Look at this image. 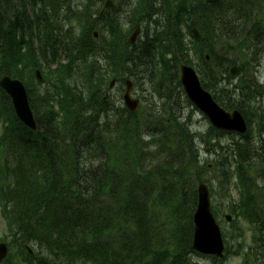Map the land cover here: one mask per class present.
<instances>
[{
    "label": "trees",
    "instance_id": "obj_1",
    "mask_svg": "<svg viewBox=\"0 0 264 264\" xmlns=\"http://www.w3.org/2000/svg\"><path fill=\"white\" fill-rule=\"evenodd\" d=\"M105 1L0 0V77L9 75L36 84L35 72L42 68L39 53L43 55L44 38L47 53L58 57L59 50L64 49L72 59L71 66H60L51 78L62 80L65 75L82 86L80 90L75 88L71 99L68 97L59 103V113H55L50 105L49 93L48 104L44 103V106L43 91L37 87L31 89V94L35 93L32 105L37 132L18 121L10 100L0 90V116L9 118L7 135L0 143V159L8 152L16 153L15 169L21 174L20 178L26 177L30 164H34L32 168L35 170L37 167L42 169L40 184L16 191L12 196L15 198L13 204L22 210L26 203L30 212L43 205V230H49L44 222L46 211V218L49 216L52 225L60 229L57 241L64 258L81 261L86 242L93 241L92 258L98 264H138L136 254L141 264H185L192 251L197 183L204 180L197 154L187 142L190 158L174 159L180 150L178 146H174L178 147L174 151L170 148L173 146L171 133L174 127L167 120L158 127L160 117L156 112L132 114L121 106L114 111L112 103L98 94L97 87L103 84V74L92 65L98 59L97 53H102L108 69L110 64L113 67L114 75L125 72L134 76L137 82L148 87H162L168 93L175 86L181 87L178 66L182 63L191 65L193 61L189 53L193 51L204 87L214 91L215 99L224 107H230V94L219 90L221 83L215 65L226 66L224 74L227 75L229 68L241 59L244 61L242 71L250 84L239 89L243 104L238 109L246 115L250 127L252 122H256L263 130L264 117L252 108L259 88L248 76L253 60L247 56L256 52L262 43L255 40L261 22H252L250 12L264 11V0H136L135 3L132 0H113L117 5L116 11L123 8V12L120 15L116 11L109 12L110 16L96 20ZM254 3L257 4L254 6ZM29 6L32 16L27 9ZM154 16L157 18L154 22L156 29L154 35H150L146 25ZM100 20H105L111 38L98 42L93 32ZM74 22L82 27L79 37L69 28ZM144 24L145 40L131 46L124 29ZM183 27L190 35L194 27L201 33L200 39L191 35V49L184 43ZM35 35H38L39 48L33 46ZM229 55L236 56V59ZM76 65L81 72H72ZM96 69L99 71L93 78ZM80 74L83 78L75 79ZM51 78L46 77L45 80L51 81ZM62 83L57 88L66 90L68 87ZM164 97L168 104L174 100V94ZM223 100L230 104L226 105ZM177 127L186 138V130L180 124ZM146 135L159 138L151 144L158 147L159 152L165 151L163 155H169L164 160L169 162H166L167 170H158L157 163L152 164L154 168L151 170L152 166L142 169L143 157L134 160L125 152L128 141L139 144ZM250 136L251 131L248 140ZM251 146L252 141L245 146H237L240 160L238 179L243 183L248 202L264 197V165H254V162L246 160L251 157L256 160L253 154L257 150ZM140 149L143 152L147 148ZM97 157L104 163V170L90 182L91 188L81 190L83 167ZM224 169L226 166L223 164L220 168L222 177L228 181ZM126 171L129 177L124 180ZM251 172H256L257 178L261 179V187L255 183ZM166 175L173 177L174 182L166 184L163 179ZM58 206L61 213L60 217L55 216V223L51 211ZM249 209L242 205L240 215L248 217L252 223L261 222L257 209ZM32 214L28 216L37 217ZM85 230L92 232L90 239L79 232L85 233ZM168 231L172 237L169 241L172 240L173 244H169L166 238L159 239Z\"/></svg>",
    "mask_w": 264,
    "mask_h": 264
},
{
    "label": "rangeland",
    "instance_id": "obj_2",
    "mask_svg": "<svg viewBox=\"0 0 264 264\" xmlns=\"http://www.w3.org/2000/svg\"><path fill=\"white\" fill-rule=\"evenodd\" d=\"M259 13H263V16L257 15V18L264 20V11H260ZM126 29H128V28H126ZM103 34L106 35L105 32ZM223 53H225V50H223ZM237 57H240V56L238 55ZM230 58H234V57L230 56ZM258 58H260L259 62H257V64L255 66H253L254 65V61H253L251 68L248 70V76H250L252 78L256 77L258 79L259 83L261 84V91H260V94L258 95V105L257 106L264 109V53L259 55ZM239 62H240L239 63L240 65L243 64L242 60H240ZM215 68L218 70V78H219V81L221 83L219 85V90L223 89L227 93H229L230 95L233 96V98H234L233 105L241 104L240 100H242V96L240 95L239 86H238V78L240 76H238V77H231L230 76L231 78L229 76H226L224 73L226 72L227 67L226 66H220V64L215 65ZM194 69L196 70V72H198L196 67H194ZM81 76H82V74H80L76 79H81ZM246 77H247V75H243L241 77L240 81L244 80ZM199 79H200V76H199ZM230 82H231V84H230ZM68 83L70 84L71 87L75 86L74 80L70 81ZM179 91H180V89H178V88L175 91V94H174L175 100H178V92ZM84 92L87 93L86 91H84ZM107 94L111 95L113 97V99L120 98L119 97L120 91L118 88H115L114 90L109 91V93H107ZM211 94H213V93H211ZM136 96H139V95H136ZM181 100L184 102V103H182L181 114L183 115V123L185 122L187 125L185 128L188 130L187 137L184 138L182 131L180 129H178L176 127V125H173L175 128L173 129V132L171 133V136H172L171 139L172 138L174 140L177 139V141H178L179 139L183 138L191 146L193 145L194 152L197 154V158L199 159V166H201V167L205 166L206 162L209 165L211 163L216 164L217 159L214 158L213 156H210L211 154L208 153L209 151H212L211 149H209V148H211V146H209L207 144L206 145L204 144V146H203L204 141L201 138H198V136H196V137L190 136L191 134H193L195 136L197 134L204 135V134L210 133V130L212 129V127H211L209 121L206 120L204 118V116H202L201 113L199 111H197L193 106L192 107L188 106V104L185 102L184 99H181ZM118 101L119 100H117L116 102H118ZM150 107H151L150 104L144 103L143 107L141 108V112L143 114L152 113V109ZM154 112H156V111H154ZM156 113H158V112H156ZM159 115L162 116V112L160 109H159ZM170 117H171V115H170ZM187 118H190V121ZM167 122L171 123L170 118L168 119ZM160 136H162V135H160ZM195 138H198V140H195ZM220 141H221V145H223L224 147H227V145L230 144L231 137H229V136H226L223 138L221 137ZM127 143H128L129 147L127 145L125 146V149H126L125 152L129 156H132L134 160H136L137 158L143 157V164L141 163L142 169H146V166L148 169V167L152 166V164L154 165V163L155 164L157 163L156 166H159L158 170L161 168H165V170H167V168H168L167 163H169V162L166 161L167 162L166 163L164 160L166 158H169L168 157L169 155H167V156L163 155V154H165V151L161 153V152H159L160 149L158 147H156L154 144L150 145L147 142L143 143L142 141H140V143L137 144L134 141H128ZM188 143H186L185 145H182V146H178V147H180V150H178L176 152V154L174 156L175 160H179V159H185L186 160L187 158L188 159L190 158L191 153L188 152V148H189ZM215 144H219V143L216 142ZM133 146H137L138 148L135 149ZM149 146H153V147H149ZM142 147H146L147 149H145V150L143 149V152H142L140 149ZM178 147H174V145L170 146L172 151L176 150ZM143 153L145 154L144 156L141 155ZM223 157H224L223 155L221 156V154H217V158H223ZM229 162H230V160L228 162H224V164L229 165ZM230 165H231V162H230ZM152 168H154V166H152L150 168V170ZM202 175H203V178L205 180H207L219 192L220 184L222 183V181L218 180L217 169L216 168L213 170L204 169L202 171ZM128 177H129L128 171L123 173V179L124 180H127ZM163 179L166 181V184L174 182V178L170 177L169 175H166ZM259 186L260 187L262 186V182L259 183ZM226 189L229 193L228 198L220 199V196H219V198H216V202L213 201V206H217L218 208H220L218 210L220 215L224 211H225V215H226L227 214L226 211H229L228 209L231 206L239 204V201H240L239 194L235 190V188H231L230 190H229V188H226ZM260 200L262 201L263 197H261ZM217 215H218V213H217ZM218 218H219V223H220V226H221L223 232L230 233V235L232 234V239H231V244H230V246H231L230 253H233L236 249V244H237L236 243L237 240H234L236 229H235L234 225L232 226V225L227 224L226 221L224 220L223 216L218 215ZM234 219H235V217H234ZM237 227H238L237 230L241 227L246 232V236L244 239L245 245H247V244L250 245L252 234H251V228L249 227V225L244 221H239ZM4 233H5V223H4V221L1 217V214H0V235L3 236ZM169 234H170V232L168 231L165 234H163L162 236H160L159 239L166 238L167 242H169V238H172ZM113 250H116V248H114ZM41 255L43 256V253ZM192 261L194 264H212L210 259L205 258V257H193ZM226 264H242V263H241L240 258H230V259H228Z\"/></svg>",
    "mask_w": 264,
    "mask_h": 264
},
{
    "label": "water",
    "instance_id": "obj_3",
    "mask_svg": "<svg viewBox=\"0 0 264 264\" xmlns=\"http://www.w3.org/2000/svg\"><path fill=\"white\" fill-rule=\"evenodd\" d=\"M106 8H113L111 0L107 2ZM135 38L136 35L133 36L132 42ZM181 72L182 84L189 98L210 118L217 128L241 133L246 131L247 127L243 117L238 112L232 115L228 114L216 105L212 97L202 89L196 73L192 69L184 66L181 68ZM232 73L236 75L239 71L233 69ZM0 86L13 98L15 109L21 120L29 127L35 129L33 112L23 84L6 77L0 80ZM130 91L131 84L128 83L125 101L128 108L134 111L138 108V102L131 100ZM194 224V249L204 254L222 257L224 245L221 232L212 213L209 189L204 184L199 186V206L194 217Z\"/></svg>",
    "mask_w": 264,
    "mask_h": 264
},
{
    "label": "bare ground",
    "instance_id": "obj_4",
    "mask_svg": "<svg viewBox=\"0 0 264 264\" xmlns=\"http://www.w3.org/2000/svg\"><path fill=\"white\" fill-rule=\"evenodd\" d=\"M224 2H225V0H223ZM257 3H254V6L256 5ZM260 11H263L262 9H259L257 12L256 11H254V12H250V15H252V18H251V20H252V22H255V21H259V22H261V28H260V30L258 31V33H257V35H256V38H255V40H259V41H261V42H264V20H261V19H259V18H257V15H261V16H263V13H259ZM163 21V20H162ZM192 29H194V30H199L197 27H194V28H192ZM264 51H256V52H254L253 54H250V55H248L247 57L250 59V60H254V63H256V62H259V59L260 58H258V56L259 55H261L262 53H263ZM256 54V55H255ZM196 68L198 69V71H199V67H198V65L196 66ZM240 79L241 78H239L238 79V86H239V88L240 87H243V86H245V85H247V84H250L249 82V80H246V79H244V80H242V81H240ZM245 80H246V83H244L245 82ZM254 82H256V81H254ZM257 83H259V82H257ZM260 84V83H259ZM261 85V84H260ZM246 87H248V86H246ZM246 87H243V89L244 88H246ZM138 95L139 96H135L134 97V99L137 101V102H139L140 104H142V105H144V103H149L151 100H155V101H160V102H163V103H166L165 101H166V99H165V97L164 96H167L168 95V93H167V91L165 90V89H163L162 87H155V88H153V87H143V88H141L140 90H139V93H138ZM230 96V99H229V102L232 100H234V98H233V96L232 95H229ZM167 105H170V106H174V104H168V103H166ZM260 112H264V109H261L260 110ZM246 139V137H243L241 140H245ZM159 140V138H154V137H151V136H148V135H146L145 137H142L141 138V141L143 142V143H145V142H147V143H149V144H151L153 141H158ZM187 143V141H185V139H179L178 141H177V139H173L172 138V141H171V145H174V146H182V145H185ZM251 148L252 149H254V147L253 146H251ZM253 157H255L256 158V160H254L252 157H251V159L250 158H246V160L247 161H249V162H254V165L256 164V165H259V166H262V165H264V144H262V146H260V147H258L257 148V151L255 152V154H253ZM256 162V163H255ZM226 172V175H227V178L228 179H230L231 177H232V174H231V172L229 171V170H227V169H224ZM218 177L219 178H221V179H225V177H222L223 175H222V170H219L218 172ZM99 207V206H98ZM97 207V208H98ZM222 208V207H221ZM220 208H218V209H216V211H218ZM228 210H230V211H232V212H234L235 214H237L239 217H241V218H243V216L242 215H240V210H241V207H240V205H234V206H231ZM215 211V212H216ZM261 211H262V214H261V224H262V226H263V229H264V203H263V205H262V207H261ZM226 235L227 236H231L230 235V233H226ZM263 235H264V233H263ZM259 246H262V247H264V242L263 243H260V245ZM91 264H98V263H96V262H92Z\"/></svg>",
    "mask_w": 264,
    "mask_h": 264
}]
</instances>
